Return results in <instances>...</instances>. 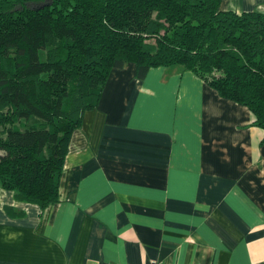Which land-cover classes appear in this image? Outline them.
I'll use <instances>...</instances> for the list:
<instances>
[{
  "label": "crops",
  "instance_id": "obj_1",
  "mask_svg": "<svg viewBox=\"0 0 264 264\" xmlns=\"http://www.w3.org/2000/svg\"><path fill=\"white\" fill-rule=\"evenodd\" d=\"M219 9L264 12V0ZM112 68L43 210L0 188V264H264V132L178 66Z\"/></svg>",
  "mask_w": 264,
  "mask_h": 264
},
{
  "label": "trees",
  "instance_id": "obj_2",
  "mask_svg": "<svg viewBox=\"0 0 264 264\" xmlns=\"http://www.w3.org/2000/svg\"><path fill=\"white\" fill-rule=\"evenodd\" d=\"M219 2L0 0V188L56 203L69 136L126 62L190 71L264 132V12Z\"/></svg>",
  "mask_w": 264,
  "mask_h": 264
},
{
  "label": "rangeland",
  "instance_id": "obj_3",
  "mask_svg": "<svg viewBox=\"0 0 264 264\" xmlns=\"http://www.w3.org/2000/svg\"><path fill=\"white\" fill-rule=\"evenodd\" d=\"M24 123H25V125H28L29 123H31V121H26V122H24V120H22V121H21V126L24 125ZM19 124H20V123H18V125H19Z\"/></svg>",
  "mask_w": 264,
  "mask_h": 264
}]
</instances>
